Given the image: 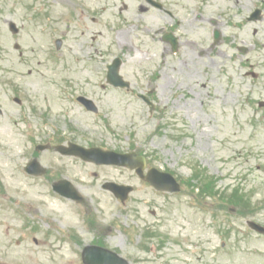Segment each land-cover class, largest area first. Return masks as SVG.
Segmentation results:
<instances>
[{"label": "rangeland", "instance_id": "1", "mask_svg": "<svg viewBox=\"0 0 264 264\" xmlns=\"http://www.w3.org/2000/svg\"><path fill=\"white\" fill-rule=\"evenodd\" d=\"M26 1L30 0H0V173L19 175L21 166L27 163L28 158L22 155L29 151L28 129L36 132L38 140L51 133L55 135L54 131L67 132L85 144L154 151L155 164L182 179L184 191L160 194L138 184V190L126 204L116 201L107 191H100L98 186L112 178L137 182L127 173L115 168H84L73 159L48 155L49 151H42L40 159L46 165L69 166L79 183L86 179V186L91 187L83 189L89 198L84 208L95 214L100 229L112 227L102 237H106L110 246L120 247L123 256H140L154 261L153 264H264V236L246 226L249 219L264 226V106H259L264 102V22L256 24V33H251L253 25L243 24L239 16H234L237 20L234 25H222L226 35L212 51L198 60L194 52L167 55L163 64L158 35L139 40L132 32L131 24L141 26L159 19L157 14H149L146 19L132 15L136 0H123L130 8L122 11L121 20L120 0H71L69 5L71 1H61L57 5L51 3L53 12L59 13V31L68 29L62 22L67 17L66 6L69 12L72 7L81 12V6L92 11L88 22L83 23L89 28L88 37L82 40L78 33L74 32L76 38L69 33L64 40L68 51L58 60L47 50L54 47L55 37L38 32L33 26L35 22H20L21 9L18 13L17 7ZM107 3L111 7L96 16L94 11ZM211 3L217 14L227 13L230 7L235 8L231 9L233 13L245 10L239 4L227 6L228 0ZM9 4L16 6L10 8L15 14L9 12ZM109 21L117 24L113 25L114 30L126 32L106 30ZM9 22L20 29L18 34L9 30ZM24 24L25 29L21 30ZM76 26L74 23V29ZM202 36L201 33L195 37L201 40ZM82 44L87 51L84 57L80 53L75 55L82 61L76 66L69 50ZM119 44L131 45L133 54L121 55ZM238 46L251 50L236 55ZM116 56L125 61L122 71L131 83V92L97 86L104 65ZM92 57L97 59L96 71L87 68L86 62ZM242 61L247 66H242ZM165 74L172 83H168ZM153 88L152 97L166 108L164 119L151 115L136 98ZM78 95L96 101L98 116L75 102ZM14 98L23 102L18 104ZM40 110L44 113L38 119L35 112ZM22 116L28 121H22ZM37 189L45 192L43 185ZM91 189L95 194L92 197L88 196ZM191 189L195 192L201 189V203L192 199ZM238 194L244 197L237 200ZM44 195L49 200L48 208L63 209L52 203L53 197ZM74 206L67 211L73 215L72 225L83 230L86 239L82 241L89 244L93 233L81 226L86 215L78 204ZM245 212L249 213L242 216ZM0 219L12 221L1 211ZM123 227L130 231L136 228L140 234L132 233V240ZM148 227L151 232L146 238L144 232ZM142 241L155 243L147 244L150 249L143 250L139 248ZM163 241L165 244L159 248L157 244ZM79 244L44 243L36 253L44 260L52 251L56 261H61L64 255L77 260L83 248ZM3 249L0 254L5 252L12 259L15 249Z\"/></svg>", "mask_w": 264, "mask_h": 264}, {"label": "flooded vegetation", "instance_id": "2", "mask_svg": "<svg viewBox=\"0 0 264 264\" xmlns=\"http://www.w3.org/2000/svg\"><path fill=\"white\" fill-rule=\"evenodd\" d=\"M58 2V0H54ZM63 2H69L71 0H62ZM139 8L142 12H148L149 9L144 6L147 4V0L141 1L136 0ZM261 2V1H260ZM71 2L68 3L71 4ZM264 5V2H261ZM43 9L50 11L48 14H40L41 18L45 21H49L51 29L54 31L57 30V25L59 24L58 12L52 13L53 9L47 4L42 5ZM81 17L82 22L86 23L89 19L90 11L82 7ZM67 18L65 24H68V29H66L71 34L76 31L73 30L71 24L73 25V7L69 14V8L66 6ZM26 13L23 12V17L25 18ZM94 19V18H93ZM81 22V23H82ZM85 30H89L88 26L83 25ZM84 33V31L82 32ZM63 47V44H61ZM82 47V46H80ZM86 47L76 50L78 53L86 52ZM55 137H51V141H55ZM66 142H69L67 140ZM51 143V142H47ZM48 149V148H47ZM40 155V152H39ZM94 165V164H93ZM49 170V169H48ZM70 173V168H61L58 173L54 170L49 172V175L44 179L48 185L53 186L54 183L60 179L66 177ZM48 174V173H47ZM16 180L14 179H11ZM36 180H42V178H36ZM91 186H85L86 189H89ZM4 197V203H0V211L4 214H8L12 221L0 219V249L2 248H13L14 256L12 259L9 258V255L5 252L0 254V264H59L57 263L54 251L47 254L45 260L42 259L41 254L36 253L40 246L44 243L58 242L64 244L65 241H69L71 238L68 236L71 233V230L68 229L70 226L69 216L66 214H58L50 210L44 209L43 204L40 200H34L30 195L26 193H1ZM88 194L92 197L95 195L92 192V189L89 190ZM61 224V225H60ZM67 236L64 241V237ZM12 243V244H11ZM97 244L99 246L107 247V243L103 240L93 241L92 244ZM154 244V243H151ZM160 244V243H158ZM163 245V244H162ZM161 247L159 248H162ZM15 246V247H13ZM153 248V247H152ZM155 249V248H153ZM4 250V249H3ZM36 253V254H35ZM153 264L154 261L140 257L133 256L131 258H126L117 264ZM62 264H67L63 262ZM68 264H75L74 258L71 257V260ZM77 264H89L85 262L84 258H81V262Z\"/></svg>", "mask_w": 264, "mask_h": 264}, {"label": "water", "instance_id": "3", "mask_svg": "<svg viewBox=\"0 0 264 264\" xmlns=\"http://www.w3.org/2000/svg\"><path fill=\"white\" fill-rule=\"evenodd\" d=\"M79 150H80L81 152H84L83 149H79ZM80 151H79V152H80ZM85 155H86V156H85L86 158H89V156L91 155V151H87V152L85 153ZM256 228L259 229V230H262V228H260L259 226H256Z\"/></svg>", "mask_w": 264, "mask_h": 264}]
</instances>
